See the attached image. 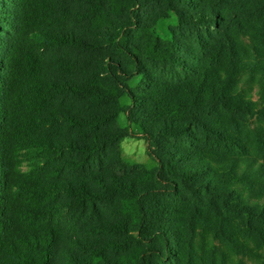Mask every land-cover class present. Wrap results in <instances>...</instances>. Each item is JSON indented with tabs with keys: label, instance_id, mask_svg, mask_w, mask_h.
Instances as JSON below:
<instances>
[{
	"label": "trees",
	"instance_id": "obj_1",
	"mask_svg": "<svg viewBox=\"0 0 264 264\" xmlns=\"http://www.w3.org/2000/svg\"><path fill=\"white\" fill-rule=\"evenodd\" d=\"M0 264H264V0H0Z\"/></svg>",
	"mask_w": 264,
	"mask_h": 264
},
{
	"label": "rangeland",
	"instance_id": "obj_2",
	"mask_svg": "<svg viewBox=\"0 0 264 264\" xmlns=\"http://www.w3.org/2000/svg\"><path fill=\"white\" fill-rule=\"evenodd\" d=\"M172 20H164L158 27L159 33L164 36L166 34V26ZM119 122L121 125H126V118L124 114L120 115ZM123 155L139 162H147L148 155L146 154V142L144 139L135 137H126L122 142Z\"/></svg>",
	"mask_w": 264,
	"mask_h": 264
}]
</instances>
